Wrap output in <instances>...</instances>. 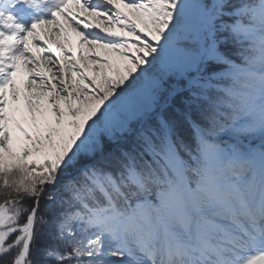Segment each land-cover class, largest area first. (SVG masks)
Here are the masks:
<instances>
[{"label":"snow or ice","instance_id":"6c2138e0","mask_svg":"<svg viewBox=\"0 0 264 264\" xmlns=\"http://www.w3.org/2000/svg\"><path fill=\"white\" fill-rule=\"evenodd\" d=\"M0 264H264V0H0Z\"/></svg>","mask_w":264,"mask_h":264}]
</instances>
